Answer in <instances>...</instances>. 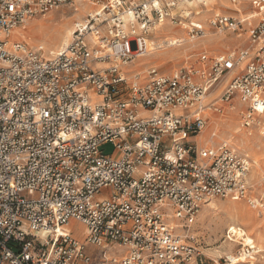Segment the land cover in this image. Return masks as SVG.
Returning <instances> with one entry per match:
<instances>
[{
	"label": "built area",
	"instance_id": "built-area-1",
	"mask_svg": "<svg viewBox=\"0 0 264 264\" xmlns=\"http://www.w3.org/2000/svg\"><path fill=\"white\" fill-rule=\"evenodd\" d=\"M177 3L0 0V264H207L193 229L209 200L264 210L250 161L200 139L208 112L224 114L205 99L225 80L221 103L239 100L244 128L261 123L264 0H249L256 19L239 10L208 21L245 46L203 52L198 65L170 74L129 72L156 25L176 23ZM87 4L96 10L51 58L12 37L38 15ZM205 36L190 24V40ZM70 223L86 229L83 239ZM242 251L250 256L235 263ZM255 254L244 245L216 264H254Z\"/></svg>",
	"mask_w": 264,
	"mask_h": 264
},
{
	"label": "rangeland",
	"instance_id": "rangeland-1",
	"mask_svg": "<svg viewBox=\"0 0 264 264\" xmlns=\"http://www.w3.org/2000/svg\"><path fill=\"white\" fill-rule=\"evenodd\" d=\"M187 1L192 2L194 0ZM246 1L247 2H243L241 5H239L238 9H227L226 6L233 5L231 3V0H217V2L208 7H205L204 5L199 6L198 9L202 14H198V10L194 9L191 6L180 8V2L184 1L178 0L177 7L171 11L172 15L176 17V23H173V21L169 19L167 20L166 25V27L170 26L173 30L170 33L164 35L160 31H158L159 34L156 35L152 33L149 38L157 37L162 42H164V40L166 39L174 41H187L188 39V41L185 42L183 46L170 48L177 51L176 54H181L183 58H169L175 53H171L170 51H163L160 52L155 58H150L148 60H145V58L136 59L133 63L130 64L129 72H137L143 78L147 76V72L150 68L155 67L158 68L162 73L170 74L178 69H181L182 67L198 65V58L203 52H206L208 57H215L218 54L245 46L246 40H239L234 36V34L229 31L221 32L211 29L209 27L208 21L214 16V14L218 13L239 16L240 14L237 13V11L239 10H241V13L244 14L241 15V17L247 15L248 17L256 19V17H258V14L253 12V9L250 7L249 0ZM84 7H91L90 12L87 13L84 18H87L88 15L92 14L96 10V7L90 4H87ZM84 7H82L81 9H83ZM186 11L193 12L192 15H194L195 19L187 17ZM78 13L70 10L69 8L62 7L59 10L48 13L46 15H38L37 17H34L33 19L27 21V25L24 24L20 27H26V29L23 30L25 33L26 41H24L23 38L20 37L19 34H17V32L14 33L13 38L24 42L31 48H42L43 56H45L49 54L50 50H55L59 45V42L62 41L64 30L68 27L69 24V22L67 23L63 21L71 18H75V20L77 21L79 18ZM194 22L199 25L201 24L204 27L206 36L201 39L194 40V43H198V47L193 50H188L187 57H185L184 49L187 45L192 43V40L190 42V25H188L189 27H187L185 30H182V27L184 24L187 25ZM33 23L36 24L31 26L30 24ZM73 23L74 21L71 24L73 25ZM210 38L211 41L206 45V47H204L205 45H202V42ZM226 85H228V80H225V83L222 85L223 87H220L214 91L215 93L217 91H221L218 95H213L211 97L208 96L205 99L206 104H215L217 108L223 107L224 114L214 113L213 111L208 112V123L201 133L200 139L201 137H203L204 139L201 140H203L204 142L216 140L213 144H211L215 146L227 144L228 146L236 150L239 155L246 157L250 161L248 180L255 185L253 195L257 196L260 194V191L262 192V188L264 187V172H261V174L259 175V179H261L262 181L259 185L256 183L258 180L253 181L251 175L254 170L257 169L256 162H258V164H260L264 170V138L260 136L259 132L260 127L264 128V112L262 114L261 123L259 125L252 126L249 129L244 128L241 115L242 111H244V107L243 105H241L239 100L234 99L229 105H224L220 101V95L224 91ZM214 92H212L211 94H213ZM232 107L234 108L232 109ZM235 112L236 116L233 117L232 115ZM234 125H238L239 127L241 126L242 131L240 133H235V131H233ZM247 133L249 135H247ZM244 134L249 138L245 137ZM213 135L215 136L213 137ZM113 149L114 148L112 147V145H107L103 148L106 155L112 154ZM215 200L216 202H218L216 209L207 210L205 209V204L198 214L193 229L195 236L197 237L196 242L199 246V249L209 260L207 264H216V262L224 256H230L232 254L237 255L238 252H240L244 247V245H247L246 242H248L249 240H251L250 245L255 247V249H257L258 251V254L254 255V264H264V210L256 211L244 201L234 199ZM232 202L244 204L245 208H248V211L246 210L247 212H245V208L238 209L233 207ZM249 211L252 212V214H250ZM74 225L75 223L71 227V231L73 229V235L79 239H83L86 235V229L79 224L75 226ZM228 229H230L231 233L233 234V236H231L232 239L229 241L226 240ZM226 242L233 243L232 250L230 252H227L226 250ZM217 250L219 251V253L216 252ZM240 254L237 257H239Z\"/></svg>",
	"mask_w": 264,
	"mask_h": 264
},
{
	"label": "bare ground",
	"instance_id": "bare-ground-1",
	"mask_svg": "<svg viewBox=\"0 0 264 264\" xmlns=\"http://www.w3.org/2000/svg\"><path fill=\"white\" fill-rule=\"evenodd\" d=\"M215 2H217V0H194V1H192V2H188V1H184V2H180L181 4H180V8H185V7H189V6H191V7H193L194 9H196V10H198V14H200L201 13V11L198 9L199 8V6H201V5H204L205 7H208V6H210V5H212L213 3H215ZM201 8V7H200ZM226 8L227 9H235V8H239V6H234V5H232V6H226ZM190 9V8H189ZM90 10H91V7H84L83 9H80V12L78 13V15H79V18H78V20L76 21L75 20V18H71V19H66V20H64L63 22H69V24H68V27L64 30V34L62 35L63 36V39H62V41L61 42H59V45L56 47V49L55 50H50V52H49V54H47V55H45L46 56V58H51L53 55H55V54H57L58 52H60L62 49H64V48H66V47H68V45H69V43H70V41H71V37H72V34H73V31H74V29H75V25L76 24H85L86 23V20H87V18H84L85 17V15L87 14V13H89L90 12ZM220 12V11H219ZM193 14V12H190V11H186V16L187 17H191V19H195L194 18V15H192ZM202 14V13H201ZM219 14V13H218ZM91 15V14H90ZM88 17V16H87ZM200 19H202V18H200ZM74 21V23H73V25L71 24L72 22ZM31 23V22H30ZM34 24H36V23H33V24H30L31 26L32 25H34ZM169 24V23H168ZM192 24H194V25H198L197 23H192ZM27 25V24H26ZM166 25H167V20H165L163 23H161L160 25H156V32H155V34L157 35V34H159L158 33V31H160L163 35L164 34H167V33H170L173 29L169 26V27H166ZM188 25H190V24H187V25H183V27H182V30H185L187 27H189ZM201 25V24H200ZM24 29H26V27H24V28H18V29H16L14 32H13V34H12V37L14 36V33H16L17 32V34H19V36L20 37H22L23 38V40L24 41H26V39H25V33H24ZM20 30V31H19ZM185 32V31H184ZM27 37V36H26ZM62 38V37H61ZM187 41H188V39H187ZM186 40H183V41H174V40H164V42H162L161 40H159V38H148L147 39V53L143 56V57H141V58H145V60H148V59H150V58H155V57H157L158 56V54L160 53V52H165V51H170L171 53H175V54H173V55H171L169 58H173V59H175V58H179V59H181V58H183V56L181 55V54H176L177 53V51H175V50H172V49H170V48H172V47H181V46H183L184 44H185V42H187ZM211 41V38L210 39H207V40H205L204 42H202V45H205L204 47H206V45L209 43ZM190 42H191V40H190ZM219 43V42H218ZM218 43H216V44H218ZM201 44V43H200ZM198 47V43H194L193 41H192V43H190L189 45H187L186 47H185V51H184V56L185 57H187V51L188 50H190V49H195V48H197ZM161 49V50H160ZM174 49V48H173ZM154 56V57H153ZM142 60V59H141ZM140 61V60H139ZM137 63H138V61H137ZM100 67H102L103 65H99ZM218 92V93H217ZM216 93L214 92L213 94H210L209 96L211 97V96H213V95H218L219 94V92H221V91H217ZM242 105V104H241ZM235 109H237V108H235ZM232 110V109H231ZM264 112V111H263ZM212 116V115H211ZM233 117H235L236 116V112L235 113H233V115H232ZM234 123V122H233ZM233 131H235V133H240L241 131H242V129H241V126L239 127L238 125H234L233 126ZM259 132H260V136L261 137H263L264 138V128H262V127H260L259 128ZM252 133V132H251ZM250 133V134H251ZM247 135H249L248 133H247ZM247 135H245L244 134V136L245 137H247V138H249ZM212 138V137H211ZM201 139H204L203 137H201ZM214 141H216V140H210V141H207L206 143L207 144H213L214 143ZM247 141V140H246ZM246 143V142H245ZM250 143V142H249ZM256 167H257V169H255L254 170V172L252 173V175H251V178L253 179V181H257L256 183L259 185V184H261V179H259V175L261 174V172H264V170H263V168H262V166L260 165V164H258V162H256ZM217 205H218V202H216V200L215 199H211V200H209L208 201V203H206V206H205V209H207V210H213V209H216V207H217ZM232 206L233 207H235V208H238V209H243V208H245V205L244 204H240V203H237V202H232ZM248 211V208L246 209L245 208V212H247ZM250 212V211H249ZM250 214H252V212H250ZM73 224L74 223H70V225H69V230H71V227L73 226ZM226 245H225V247H227V252H230L231 250H232V246H233V243L232 242H226L225 243ZM246 244L247 245H245V246H247V247H249V248H252V249H255V247H253L252 245H250L251 244V240H249L248 242H246ZM260 250V249H259ZM217 253H219V251L217 250L216 251ZM250 256V255H249ZM248 256V253H245V251L243 252H241V254H240V256L239 257H237L238 259L236 260V259H234V262L235 263H239V262H242V261H245V260H247V257H249ZM234 258V257H233Z\"/></svg>",
	"mask_w": 264,
	"mask_h": 264
}]
</instances>
